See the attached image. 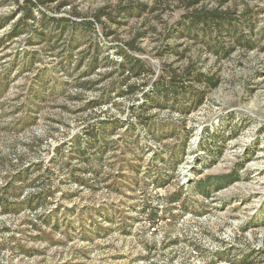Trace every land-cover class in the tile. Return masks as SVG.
<instances>
[{"label": "rangeland", "instance_id": "374dc122", "mask_svg": "<svg viewBox=\"0 0 264 264\" xmlns=\"http://www.w3.org/2000/svg\"><path fill=\"white\" fill-rule=\"evenodd\" d=\"M29 1L0 0V264H264V0Z\"/></svg>", "mask_w": 264, "mask_h": 264}, {"label": "trees", "instance_id": "16d2710c", "mask_svg": "<svg viewBox=\"0 0 264 264\" xmlns=\"http://www.w3.org/2000/svg\"><path fill=\"white\" fill-rule=\"evenodd\" d=\"M32 2L27 0V4H26V16L25 17H31V18H35L34 13L31 9L32 6ZM5 23V21H2L3 25ZM22 23H24V21H22ZM21 25V23H17L15 25L14 34H18L20 33V28L19 26ZM138 64H135V68L138 69V72H141V70H143V64H141L140 62H137ZM134 66V64H133ZM127 71L129 69H126ZM174 76V75H173ZM172 80H175V76L172 78ZM162 82V79L161 81ZM173 82V81H172ZM206 82L215 85V81L211 80V78H209L208 76H206ZM165 86H161L160 88L163 90V92L168 93V91L164 88ZM131 88V87H130ZM173 89H178V87L175 88V85H172ZM180 88V87H179ZM132 89V88H131ZM183 89V88H180ZM237 180V176L236 174H225V175H219V176H208L206 178H201L199 179L196 183H195V187L201 192L204 193L205 195L210 194L213 191V188H219L220 186H225V185H229L232 184L234 181Z\"/></svg>", "mask_w": 264, "mask_h": 264}]
</instances>
